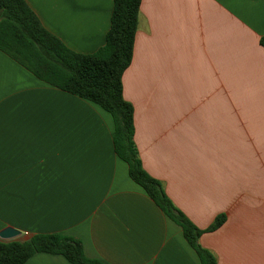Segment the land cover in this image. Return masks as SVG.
<instances>
[{"label": "crops", "instance_id": "0c3cea01", "mask_svg": "<svg viewBox=\"0 0 264 264\" xmlns=\"http://www.w3.org/2000/svg\"><path fill=\"white\" fill-rule=\"evenodd\" d=\"M24 1L71 51L104 45L113 0ZM122 96L142 168L172 204L202 231L224 216L200 246L216 264H264V0H141ZM5 228L75 238L103 264H200L116 156L111 116L0 51Z\"/></svg>", "mask_w": 264, "mask_h": 264}, {"label": "trees", "instance_id": "16d2710c", "mask_svg": "<svg viewBox=\"0 0 264 264\" xmlns=\"http://www.w3.org/2000/svg\"><path fill=\"white\" fill-rule=\"evenodd\" d=\"M141 0H113L110 26L102 47L91 54L68 49L48 32L24 0H0V51L39 81L90 102L113 121V149L126 163L130 179L139 185L174 223L200 264H216L199 244L203 232H212L224 216L202 231L166 196L161 183L142 168L133 143V108L122 96V76L132 59ZM38 253L62 256L69 264H103L88 259L79 240L58 234H38L27 240H0V264H24Z\"/></svg>", "mask_w": 264, "mask_h": 264}, {"label": "water", "instance_id": "95a60500", "mask_svg": "<svg viewBox=\"0 0 264 264\" xmlns=\"http://www.w3.org/2000/svg\"><path fill=\"white\" fill-rule=\"evenodd\" d=\"M21 235V233L12 228H5L0 232V240L1 241H10L15 240Z\"/></svg>", "mask_w": 264, "mask_h": 264}, {"label": "rangeland", "instance_id": "374dc122", "mask_svg": "<svg viewBox=\"0 0 264 264\" xmlns=\"http://www.w3.org/2000/svg\"><path fill=\"white\" fill-rule=\"evenodd\" d=\"M16 240H20V241H21V240H22V238H17Z\"/></svg>", "mask_w": 264, "mask_h": 264}]
</instances>
